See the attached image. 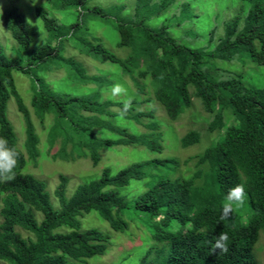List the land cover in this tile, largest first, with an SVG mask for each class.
<instances>
[{
  "label": "trees",
  "instance_id": "trees-1",
  "mask_svg": "<svg viewBox=\"0 0 264 264\" xmlns=\"http://www.w3.org/2000/svg\"><path fill=\"white\" fill-rule=\"evenodd\" d=\"M86 1L63 0L59 7L82 10ZM242 1L249 5L247 13L242 20L234 17L226 23L224 36L209 52L179 44L165 25H150L176 0H162L158 5H151V0H137L133 19L125 17L111 23L119 37L116 47L131 50L125 60L104 48L98 38L81 34L79 24L70 25L67 30L65 39H76L82 54L100 63L118 65L131 77L138 92L141 86L133 72L137 70L143 78L149 77L154 97L171 121L190 106V88L204 112L212 116L207 131L216 134L217 142L196 156L192 176L159 179L131 202L134 213H145L155 221L153 239L161 244V248L149 249L139 264H256L252 251L259 232L264 231V88L248 87L237 76L212 80L203 69L208 61H230L242 53L253 64L264 67V0ZM88 12L107 18L100 7L89 8ZM35 14L51 38L60 41L62 26L42 8L36 7ZM3 22L17 45L27 50L33 32L23 15L11 8L4 12ZM56 55L57 46H37L27 54L28 67L22 68L8 59L0 46V192L4 194L0 208V261L6 264H84L94 256H103L108 236L96 229L81 230L80 219L95 211L112 230L124 232L128 224L121 214L128 209V202L120 201L116 190L126 186L130 179H141L145 168L170 163L154 159L132 164L113 179L107 176L105 180L99 178L79 185L71 197L66 196L68 179L61 175L54 192L58 208L54 209L44 184L22 173L26 158L16 147L6 106L13 97L24 122V148L30 159H36L39 138L16 90L12 71L18 68L27 72L32 65L43 64ZM71 65L74 78L82 84L95 82L102 88L108 83L89 76L80 65ZM136 103L50 94L40 86H35L31 97V105L41 119L45 114H53L59 121L70 117L74 134L90 137L91 140H82L78 145L89 148L91 144L90 152L83 154L91 158L94 166L100 160L97 150L103 146H144L147 138L153 137L146 144L149 150L161 149V135L155 132L158 126L151 120V112H135ZM109 107H119L125 118L149 129L152 135H134L112 124L108 117L116 114ZM84 112L93 115L84 116ZM143 117L149 122L144 124ZM94 128L108 129L119 138L98 139ZM199 140V134L191 131L181 138V147ZM68 141L73 142L69 139L63 144ZM63 151L60 157L66 160L68 156ZM205 175L209 179L197 184ZM109 186L112 188L108 189ZM241 194H245L252 212L247 224L242 223L240 215L225 210V203L238 201ZM37 215L41 216L39 220ZM172 222L179 225L177 231L168 229ZM17 229L28 236L23 237Z\"/></svg>",
  "mask_w": 264,
  "mask_h": 264
},
{
  "label": "rangeland",
  "instance_id": "rangeland-1",
  "mask_svg": "<svg viewBox=\"0 0 264 264\" xmlns=\"http://www.w3.org/2000/svg\"><path fill=\"white\" fill-rule=\"evenodd\" d=\"M62 1L0 0V46L8 59L18 67L27 68V54L35 47L49 43L57 46L58 50V55L43 64L32 65L27 72L18 68H14L12 71L16 90L29 111L35 133L39 138L38 156L34 160L30 159L24 148L23 118L17 111L14 98L10 97L7 101L6 117L12 126L16 147L26 158V165L22 173L30 174L44 184L51 204L56 209L58 206L54 192L60 182L61 175L68 179L66 196L71 197L79 185L99 178L105 180L107 176L113 179L121 169L132 164L154 159L169 160L170 163L166 166L145 168L144 176L141 179H130L126 186L116 190L119 192L118 199L128 202V209L121 214L128 224L124 232L112 230L109 224L95 211H91L80 219L81 230L96 229L109 238L105 254L94 256L84 264H139L149 249L161 248V244L153 239L152 230L155 221L145 213H134L130 208L131 202L159 179H187L192 176L196 171V156L217 142L216 134H209L207 131L212 116L204 112L200 100L193 95V89L190 88L192 95L190 106L175 121H171L162 105L156 101L149 77L143 78L137 70L133 72V77L141 86V91L138 92L131 77L124 74L118 65L108 62L100 63L82 54L76 39H65L70 25L79 24L81 34H89L98 38L104 48L125 60L131 55V50L127 47H116L119 37L111 23L125 17L133 19L137 0H87L82 10L78 7L60 9ZM161 1L151 0V5H158ZM36 7L44 9L49 17L54 18L62 26L59 35L60 41L52 39L45 30L42 20L35 14ZM92 7H100L107 18L89 13L88 9ZM11 8L17 9L32 29V43L27 50L17 45L3 22L4 12ZM248 9L249 5L242 0H176L158 17H154L153 21H150V25L152 27L165 25L168 27L170 36L176 39L179 44L209 52L224 36L226 23L234 17H240L242 20ZM71 64L73 66L80 65L89 76H97L101 78L102 82L107 81L108 85L98 88V83L95 82L82 84L74 78L75 71ZM203 69L212 80H224L237 76L248 87L264 88V67L253 64L245 53L237 55L230 61L219 59L208 61ZM35 86H40L43 92L49 91L50 94L95 97L101 102L110 100L125 104L129 100H136L137 103L133 105L135 112H151V120L158 126L155 132H159L161 135L159 141L161 149L149 150L146 144L153 140V137H148L144 146L135 144L103 146L97 150L100 160L94 166L91 158L83 154L86 151L90 152L91 144L88 146L89 148H82L81 145H78L80 141H88L90 137L76 136L70 123V117L64 116L65 119L59 121L55 115L45 114L41 119L35 112L31 105ZM109 111L116 114L113 117H108V121L112 124L124 128L134 135L142 133L152 135L149 129L125 118L120 113L119 107H109ZM82 115L92 116L93 114L84 112ZM141 120L144 124L149 122L146 117ZM93 130L98 139L117 140L119 138L117 133L108 129L94 128ZM191 131L199 134V142L182 148L181 138ZM69 139L73 142L68 141L64 145L63 142ZM73 143L75 144L74 148ZM64 149L68 156L66 160L60 157ZM205 176L203 179L197 180L196 183L202 184L204 180L209 179V176ZM111 188L109 186L108 189ZM3 197L4 194L0 192V208ZM225 210L226 213L240 215L243 224L249 223L252 218L245 194H241L236 202H226ZM37 218L39 220L41 216L37 215ZM168 229L177 231L179 225L172 222ZM17 231L23 237L28 236L20 229ZM252 253L256 264H264V231L259 232ZM0 264L6 263L0 261Z\"/></svg>",
  "mask_w": 264,
  "mask_h": 264
}]
</instances>
